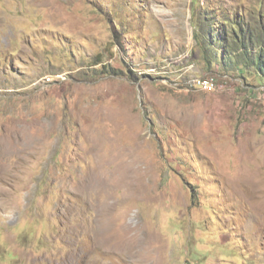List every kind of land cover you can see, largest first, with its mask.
I'll list each match as a JSON object with an SVG mask.
<instances>
[{
  "label": "rangeland",
  "instance_id": "obj_1",
  "mask_svg": "<svg viewBox=\"0 0 264 264\" xmlns=\"http://www.w3.org/2000/svg\"><path fill=\"white\" fill-rule=\"evenodd\" d=\"M260 11L0 0V264H264V82L193 25Z\"/></svg>",
  "mask_w": 264,
  "mask_h": 264
},
{
  "label": "trees",
  "instance_id": "obj_2",
  "mask_svg": "<svg viewBox=\"0 0 264 264\" xmlns=\"http://www.w3.org/2000/svg\"><path fill=\"white\" fill-rule=\"evenodd\" d=\"M261 16L264 18L260 11L259 22L253 26L226 14L221 21H215L211 15L209 20L213 23L207 29V17L200 15L193 21L195 39L201 47L206 70L212 71L214 65L220 64L228 73L242 76L249 70L264 82V25Z\"/></svg>",
  "mask_w": 264,
  "mask_h": 264
},
{
  "label": "built area",
  "instance_id": "obj_3",
  "mask_svg": "<svg viewBox=\"0 0 264 264\" xmlns=\"http://www.w3.org/2000/svg\"><path fill=\"white\" fill-rule=\"evenodd\" d=\"M194 84L205 90H213L219 85V83L214 77H204V76L196 77L194 79Z\"/></svg>",
  "mask_w": 264,
  "mask_h": 264
},
{
  "label": "bare ground",
  "instance_id": "obj_4",
  "mask_svg": "<svg viewBox=\"0 0 264 264\" xmlns=\"http://www.w3.org/2000/svg\"><path fill=\"white\" fill-rule=\"evenodd\" d=\"M103 232V231H102Z\"/></svg>",
  "mask_w": 264,
  "mask_h": 264
}]
</instances>
